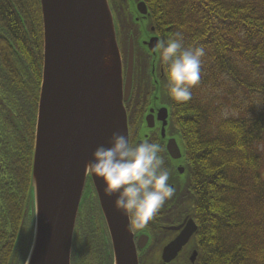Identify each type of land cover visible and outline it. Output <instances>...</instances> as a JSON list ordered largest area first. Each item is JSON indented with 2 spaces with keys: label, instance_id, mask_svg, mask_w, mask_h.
Here are the masks:
<instances>
[{
  "label": "trees",
  "instance_id": "1",
  "mask_svg": "<svg viewBox=\"0 0 264 264\" xmlns=\"http://www.w3.org/2000/svg\"><path fill=\"white\" fill-rule=\"evenodd\" d=\"M142 1L161 39L206 53V128L187 103L179 123L196 264H264V0ZM41 66L39 0H0V131L25 147L28 181Z\"/></svg>",
  "mask_w": 264,
  "mask_h": 264
},
{
  "label": "water",
  "instance_id": "2",
  "mask_svg": "<svg viewBox=\"0 0 264 264\" xmlns=\"http://www.w3.org/2000/svg\"><path fill=\"white\" fill-rule=\"evenodd\" d=\"M39 6L42 70L28 187L33 229L23 264H70L77 213L91 188L107 228L112 264H138L130 222L113 210L115 196L104 197L102 183L85 168L113 132L128 136L124 103L131 91L132 40L124 80L108 0H39ZM129 12L147 17L145 26L154 28L142 0L131 2ZM149 35L153 38L140 43L153 66L159 40ZM190 223L162 249L163 264L175 259L195 232Z\"/></svg>",
  "mask_w": 264,
  "mask_h": 264
},
{
  "label": "flooded vegetation",
  "instance_id": "3",
  "mask_svg": "<svg viewBox=\"0 0 264 264\" xmlns=\"http://www.w3.org/2000/svg\"><path fill=\"white\" fill-rule=\"evenodd\" d=\"M133 1L138 3V0H108L116 26L124 80L130 40L133 46L131 91L124 104L128 138L132 142L148 140L159 144L160 155L170 172L169 183L175 189L174 195L166 200L144 228L135 229L130 224L138 264H163L162 249L187 224L191 225L190 222L196 226L195 232L177 257L168 264H196L198 252L195 234L198 224L194 217V201L187 186L189 172L185 154L182 153L185 144L183 128L179 127V123L187 120L182 112L187 103L196 120L206 128V60L202 58L200 81L198 87L192 88L191 100L184 103L172 100L167 93L166 73L159 53L152 66L151 55L140 43L141 38H153L149 34L155 35L159 42L162 39L154 28L145 26L147 17L129 12ZM21 141L25 146L24 140ZM27 163L25 147L5 146L0 131V264H23L30 245L33 204L28 196ZM87 188L88 184L84 192ZM144 236L148 237L147 241ZM70 264H112L107 228L92 188L77 213Z\"/></svg>",
  "mask_w": 264,
  "mask_h": 264
},
{
  "label": "clouds",
  "instance_id": "4",
  "mask_svg": "<svg viewBox=\"0 0 264 264\" xmlns=\"http://www.w3.org/2000/svg\"><path fill=\"white\" fill-rule=\"evenodd\" d=\"M158 49L169 97L177 103L190 101L192 88L200 81L204 47L185 46L176 34L162 39ZM160 152L158 143L132 142L126 134L113 132L107 146L96 147L85 165L102 183L103 196H115L113 210L135 229L144 228L175 192Z\"/></svg>",
  "mask_w": 264,
  "mask_h": 264
},
{
  "label": "rangeland",
  "instance_id": "5",
  "mask_svg": "<svg viewBox=\"0 0 264 264\" xmlns=\"http://www.w3.org/2000/svg\"><path fill=\"white\" fill-rule=\"evenodd\" d=\"M195 87H198V86L196 85ZM205 89H206V85H205ZM206 92H207L209 95H211V93H209L208 91H206ZM219 92H220V89H216V90H213V91H212V94H214V95H218ZM214 103H218V99H215V100H214ZM225 105H226V103H225L224 106H223V107H224L223 112L225 113L227 109H230L229 111L232 112L230 106H228V105L225 106ZM261 176H262V179L264 180V170L262 171Z\"/></svg>",
  "mask_w": 264,
  "mask_h": 264
}]
</instances>
